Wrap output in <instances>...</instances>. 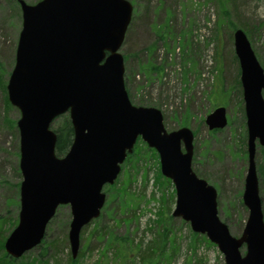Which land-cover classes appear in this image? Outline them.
Returning a JSON list of instances; mask_svg holds the SVG:
<instances>
[{"label":"rangeland","instance_id":"1","mask_svg":"<svg viewBox=\"0 0 264 264\" xmlns=\"http://www.w3.org/2000/svg\"><path fill=\"white\" fill-rule=\"evenodd\" d=\"M23 1L32 5L39 0ZM127 1L133 10L119 51L129 100L159 109L168 132L181 127L193 132L191 167L215 188L218 216L239 236L248 215L242 202L248 159L233 32L244 31L264 70V0ZM21 23L18 0H0V244L17 225L20 208V112L8 101L6 85ZM218 106L225 108L227 124L209 130L205 117ZM131 156L117 180L103 187L104 207L80 232L76 262L69 259L70 208L61 205L42 244L15 263L225 264L215 244L204 235L198 234L206 240L195 238L189 222L171 215L175 190L161 175L157 153L138 141ZM254 161L264 219V146L257 140ZM4 254L3 243L0 259Z\"/></svg>","mask_w":264,"mask_h":264},{"label":"water","instance_id":"2","mask_svg":"<svg viewBox=\"0 0 264 264\" xmlns=\"http://www.w3.org/2000/svg\"><path fill=\"white\" fill-rule=\"evenodd\" d=\"M21 29L6 85L20 116L18 222L4 242L11 258L39 245L61 205L70 208L68 243L76 258L82 228L99 217L105 184H112L138 137L159 156L160 172L175 189L171 215L189 222L223 254L225 264H264V219L255 166L256 140L264 146V70L242 29L234 52L247 127L248 167L242 202L248 209L239 236L218 216L217 192L192 169L193 133L167 131L159 109L136 106L124 85L120 48L131 21L127 0H19ZM68 114L73 137L55 152L53 121ZM209 130L226 126L225 108L205 117ZM245 248L242 254L241 248Z\"/></svg>","mask_w":264,"mask_h":264},{"label":"trees","instance_id":"3","mask_svg":"<svg viewBox=\"0 0 264 264\" xmlns=\"http://www.w3.org/2000/svg\"><path fill=\"white\" fill-rule=\"evenodd\" d=\"M151 67H152V65H151ZM155 69H158V68H155ZM56 120H58L59 121V123H58V126H57V128L56 129H54V131H55V133H56V144H55V152H56V155L58 156V157H61V156H63L65 153H66V151L68 150V148H69V146H70V144H71V141H72V137H73V131H72V126H71V123H70V120H69V117H68V114H62V115H60V116H58L54 121H56ZM53 121V122H54ZM138 141H141V139L138 137L137 138V141H136V143L138 142ZM136 143H135V145H134V148H133V150L136 148ZM152 151L153 152H155V150H153L152 149ZM156 153V152H155ZM132 153H130V154H128L127 155V158H126V160H128V159H130L132 156ZM125 160V161H126ZM84 228V227H83ZM193 236L195 237V238H197V237H202V238H204L205 239V237H203V236H199L198 234H193ZM161 242L163 243V244H165V243H167V241H168V238H166L165 236L163 237H161ZM206 240V239H205ZM3 243H4V241L0 244V248H2L3 247ZM40 244H42V241H41V243ZM39 244V245H40ZM38 246V245H37ZM79 255H80V253H79ZM22 257V256H21ZM78 257V256H77ZM17 259V258H16ZM16 259L15 258H11L8 254H4L3 255V258L2 259H0V264H17V263H15V261H16ZM70 262L71 263H74V262H76V258H72L71 257V255H70ZM150 262V261H149ZM26 264H27V262H26Z\"/></svg>","mask_w":264,"mask_h":264}]
</instances>
